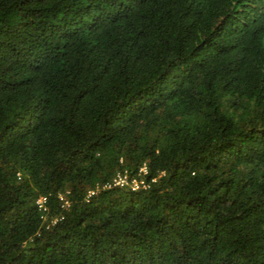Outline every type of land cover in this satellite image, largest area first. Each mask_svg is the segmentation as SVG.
<instances>
[{"label": "trees", "instance_id": "16d2710c", "mask_svg": "<svg viewBox=\"0 0 264 264\" xmlns=\"http://www.w3.org/2000/svg\"><path fill=\"white\" fill-rule=\"evenodd\" d=\"M0 264H264V0H0Z\"/></svg>", "mask_w": 264, "mask_h": 264}, {"label": "built area", "instance_id": "2783aa9c", "mask_svg": "<svg viewBox=\"0 0 264 264\" xmlns=\"http://www.w3.org/2000/svg\"><path fill=\"white\" fill-rule=\"evenodd\" d=\"M141 171H142L143 174H145V172H146L145 169H143ZM133 179H131V181L128 180V182L126 181V179H124L125 182L124 181L118 182V181L114 180L113 184L110 185V186H107V187L114 186V187H119V188H125V186H127L131 191H138L141 188H145V184H144L143 180L137 179V181L140 182L139 183V182H137L136 180H133ZM60 199L62 200L61 196H60ZM45 203H46V198L45 197H40L36 201V205L38 206L39 211H41L42 213H45V211H46ZM42 216H43L44 220L45 219L47 220V223H45V224H47V228L49 226L53 225L57 221L56 219H54L52 221L48 220L44 214Z\"/></svg>", "mask_w": 264, "mask_h": 264}, {"label": "rangeland", "instance_id": "374dc122", "mask_svg": "<svg viewBox=\"0 0 264 264\" xmlns=\"http://www.w3.org/2000/svg\"><path fill=\"white\" fill-rule=\"evenodd\" d=\"M140 177V175H137L136 177H134V179L133 180H136L137 181V178H139ZM130 178V176L128 175V174H125V175H123V174H120L115 180L116 181H118V182H121V181H124L125 182V180L124 179H126V181L128 182V180L129 181H131V179H129ZM140 180H143L141 177L139 178ZM137 182H139V181H137ZM140 183V182H139ZM125 189H127V190H130L127 186H125ZM61 198H62V200L64 201V203L66 202V197H65V195H62L61 196ZM66 204V203H65ZM45 223H47V220L45 219L44 220V224Z\"/></svg>", "mask_w": 264, "mask_h": 264}]
</instances>
